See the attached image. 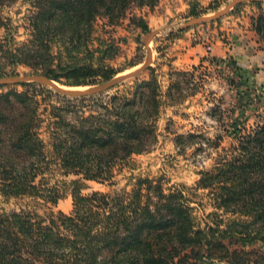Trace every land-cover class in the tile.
Wrapping results in <instances>:
<instances>
[{
	"label": "trees",
	"instance_id": "16d2710c",
	"mask_svg": "<svg viewBox=\"0 0 264 264\" xmlns=\"http://www.w3.org/2000/svg\"><path fill=\"white\" fill-rule=\"evenodd\" d=\"M14 1L0 0V29L6 27L2 9ZM158 2L34 0L32 39L15 48L0 40V78L7 67L24 65L58 84L107 82L118 73L105 63L112 44L91 47L97 22L117 27L132 10H153ZM191 16H197L194 9ZM128 21L142 34L150 32L142 18ZM252 28L264 43V13L252 19ZM148 70L147 80L121 85L123 91L63 97L60 106L41 108L36 97L49 92L44 88L0 93V197L54 206L69 189L73 201L68 215L0 212V264H264V114L254 128L235 129L234 144L199 173L196 191L206 192L213 208L204 222L183 191L165 194L148 179H136L130 192L82 193L86 182L113 185L133 156L149 153L164 98L172 104L182 98L180 81L163 94L158 75ZM170 76L190 80L194 74ZM199 138L205 140L177 136L176 144Z\"/></svg>",
	"mask_w": 264,
	"mask_h": 264
},
{
	"label": "rangeland",
	"instance_id": "374dc122",
	"mask_svg": "<svg viewBox=\"0 0 264 264\" xmlns=\"http://www.w3.org/2000/svg\"><path fill=\"white\" fill-rule=\"evenodd\" d=\"M33 1L15 0L3 7L2 17L6 24L0 29L3 43L15 48L32 39L29 17L34 11ZM233 1L159 0L153 10H132L131 15L145 21L150 30L148 34H142L129 23L131 15L117 27L104 28L102 20L97 22L91 47L103 49V45L99 46L101 42L112 44L111 58L105 63L118 73L117 76L142 67L148 53L150 65L138 77L118 88L86 98L111 95L117 90L123 91L121 85L130 86L136 79L147 80L148 69L158 75L163 94L173 81H180L182 98L173 104L164 98L157 123V143L149 153L133 156L127 166L116 172L113 185L86 182L84 195L130 192L136 179L140 178L160 183L165 194L183 191L199 222H204L213 211L206 192L196 191L199 173L211 170L217 159L225 155L235 142V129L254 128L264 114V43L252 28V19L264 13V2L261 8L243 2L218 19L190 24L194 19L215 17ZM191 9L196 17L191 16ZM152 33L154 35L150 37ZM53 50L56 53L57 49ZM5 72L1 78L40 75L24 65L7 67ZM179 72L194 76L190 80L188 77L171 78L170 74ZM102 83L99 80L95 85L85 87L70 86L65 81L56 84L69 91H85ZM25 84L30 87L20 84L0 86V93H20L29 88L39 93V89L44 88L49 92L39 93L36 97L41 108L63 105L66 100L63 97L70 101L78 98L62 95L40 83ZM90 104L86 102L85 109ZM188 134L205 140L199 138L189 144L185 141L184 147L176 144L177 136ZM219 138H222L221 142L217 141ZM214 144L219 148L214 149ZM70 179L73 178L67 181ZM21 210L35 211L42 217L58 212L68 215L73 210L71 192L69 189L63 191V198L54 206L34 207L30 200L4 201L0 197V212ZM237 248L232 246L230 249L235 251Z\"/></svg>",
	"mask_w": 264,
	"mask_h": 264
},
{
	"label": "water",
	"instance_id": "95a60500",
	"mask_svg": "<svg viewBox=\"0 0 264 264\" xmlns=\"http://www.w3.org/2000/svg\"><path fill=\"white\" fill-rule=\"evenodd\" d=\"M243 2L262 3V2H264V0H234L225 9H223L217 15H215V17L194 19V20H192V22H190V24H196V23H201V22H205V21H212V20L218 19V18L222 17L223 15H225L231 7H234V6H236L240 3H243ZM152 35H154V34L152 33L149 36L152 37ZM149 65H150V53L147 54L146 61L142 67H140V68H138V69H136V70H134L128 74L116 76V77L112 78L111 80L102 83L101 85L87 89L85 91H69V90L61 89L60 87H58L56 85L55 82H53V81H51V80H49L46 77L41 76V75L0 78V86L19 85V84H25V83H29V82H36V83H40L42 85H46V86L50 87L51 89H53L54 91H56L62 95L80 98V97H87V96L98 95L101 93H106V92L114 89L118 85H120V84H122L128 80H131V79L138 77L145 69H147V67Z\"/></svg>",
	"mask_w": 264,
	"mask_h": 264
},
{
	"label": "bare ground",
	"instance_id": "6f19581e",
	"mask_svg": "<svg viewBox=\"0 0 264 264\" xmlns=\"http://www.w3.org/2000/svg\"><path fill=\"white\" fill-rule=\"evenodd\" d=\"M57 85V84H56ZM58 86V85H57ZM61 88V87H60ZM62 89V88H61Z\"/></svg>",
	"mask_w": 264,
	"mask_h": 264
},
{
	"label": "built area",
	"instance_id": "2783aa9c",
	"mask_svg": "<svg viewBox=\"0 0 264 264\" xmlns=\"http://www.w3.org/2000/svg\"><path fill=\"white\" fill-rule=\"evenodd\" d=\"M208 50H210V49H208Z\"/></svg>",
	"mask_w": 264,
	"mask_h": 264
}]
</instances>
